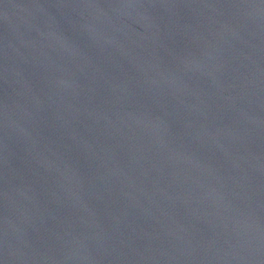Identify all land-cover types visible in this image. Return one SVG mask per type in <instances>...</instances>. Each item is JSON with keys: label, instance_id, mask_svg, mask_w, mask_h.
I'll use <instances>...</instances> for the list:
<instances>
[{"label": "water", "instance_id": "obj_1", "mask_svg": "<svg viewBox=\"0 0 264 264\" xmlns=\"http://www.w3.org/2000/svg\"><path fill=\"white\" fill-rule=\"evenodd\" d=\"M0 264H264V0H0Z\"/></svg>", "mask_w": 264, "mask_h": 264}]
</instances>
